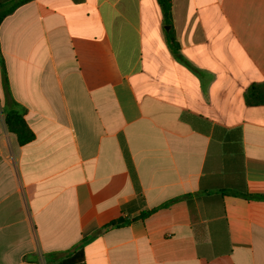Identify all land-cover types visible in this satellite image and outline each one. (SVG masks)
<instances>
[{
	"label": "crops",
	"instance_id": "crops-1",
	"mask_svg": "<svg viewBox=\"0 0 264 264\" xmlns=\"http://www.w3.org/2000/svg\"><path fill=\"white\" fill-rule=\"evenodd\" d=\"M171 1L172 27L158 0H26L3 17L0 264L80 246L73 264H264V102L247 100L264 86V0ZM16 104L24 145L3 113Z\"/></svg>",
	"mask_w": 264,
	"mask_h": 264
},
{
	"label": "trees",
	"instance_id": "trees-1",
	"mask_svg": "<svg viewBox=\"0 0 264 264\" xmlns=\"http://www.w3.org/2000/svg\"><path fill=\"white\" fill-rule=\"evenodd\" d=\"M158 1L163 11L165 24L167 26L172 27V1L171 0H158ZM24 2H26V0L17 2L9 10L5 11L0 17V23L4 16L11 13L15 8H17L20 4ZM167 38H168L170 47L173 49L178 60L181 63L187 64L184 58L179 53L180 47H179L178 42L175 39L172 29L168 31ZM4 79H5V82H7L5 72H4ZM260 93H264V86H258V85L253 86L247 94L248 102L249 103H263L264 98H260V96H258ZM3 113L5 114V122H6L8 130L11 133L16 135L20 145L29 143L34 139L35 135L32 132V130L29 128L27 122L25 121V118H24L25 110L23 108L19 107V105L16 104L14 106L6 107V109L3 110ZM165 206H167V204L161 207L152 209L150 211L144 212L142 213L141 218L145 219L148 216H151L152 214L157 212L160 208L165 207ZM125 223L126 222L124 220H119V221L106 225L103 228V230L107 228H111V227L122 226ZM83 259H84L83 247L80 246V248L76 250L72 256L68 257L66 260H64L60 264H73V263L81 262L83 261Z\"/></svg>",
	"mask_w": 264,
	"mask_h": 264
},
{
	"label": "water",
	"instance_id": "water-1",
	"mask_svg": "<svg viewBox=\"0 0 264 264\" xmlns=\"http://www.w3.org/2000/svg\"><path fill=\"white\" fill-rule=\"evenodd\" d=\"M170 27H167V29H169Z\"/></svg>",
	"mask_w": 264,
	"mask_h": 264
}]
</instances>
